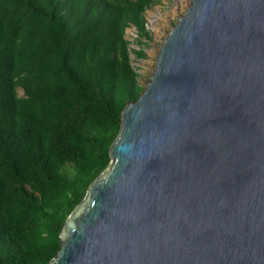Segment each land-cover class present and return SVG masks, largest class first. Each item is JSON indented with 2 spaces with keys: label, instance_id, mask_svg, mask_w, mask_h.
Listing matches in <instances>:
<instances>
[{
  "label": "water",
  "instance_id": "95a60500",
  "mask_svg": "<svg viewBox=\"0 0 264 264\" xmlns=\"http://www.w3.org/2000/svg\"><path fill=\"white\" fill-rule=\"evenodd\" d=\"M48 264H264V0H189Z\"/></svg>",
  "mask_w": 264,
  "mask_h": 264
},
{
  "label": "trees",
  "instance_id": "16d2710c",
  "mask_svg": "<svg viewBox=\"0 0 264 264\" xmlns=\"http://www.w3.org/2000/svg\"><path fill=\"white\" fill-rule=\"evenodd\" d=\"M160 0H0V264H48L144 91L126 29ZM22 95L18 94V90Z\"/></svg>",
  "mask_w": 264,
  "mask_h": 264
},
{
  "label": "rangeland",
  "instance_id": "374dc122",
  "mask_svg": "<svg viewBox=\"0 0 264 264\" xmlns=\"http://www.w3.org/2000/svg\"><path fill=\"white\" fill-rule=\"evenodd\" d=\"M189 5V0H160L159 4L151 7L145 13L146 30L151 39H142L141 44L134 27L126 29L125 37L130 42V49L139 51L143 49L146 57L137 58L132 53L131 63L139 74V82L145 87L150 80L151 72L155 66L158 50L163 39L166 37L170 28L182 17ZM18 94L22 95L19 89Z\"/></svg>",
  "mask_w": 264,
  "mask_h": 264
}]
</instances>
